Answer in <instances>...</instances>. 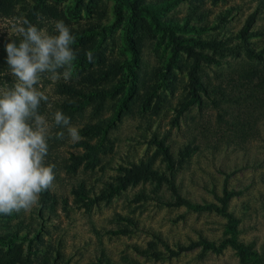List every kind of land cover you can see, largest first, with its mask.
<instances>
[{"label":"rangeland","instance_id":"374dc122","mask_svg":"<svg viewBox=\"0 0 264 264\" xmlns=\"http://www.w3.org/2000/svg\"><path fill=\"white\" fill-rule=\"evenodd\" d=\"M33 6L37 28L53 34L62 20L71 29L76 58L70 81L45 73L36 86L48 97L41 115L52 125L46 163L55 165V179L30 210L0 214V249H18L22 264H238L229 245L212 250L199 243L217 246L228 236L226 218L176 201L177 195L219 204L227 191L235 237L264 256V116L251 136L232 140L216 123V108L203 98L188 100L183 66L192 59L187 47L204 54L198 64L210 79L239 61H253L247 53L264 59V0H11L9 15L0 17V45L21 38L14 26ZM197 39L223 47L201 46ZM100 66L103 77L88 81L85 74ZM15 82L9 65L0 63V89ZM60 83L86 92L76 96L82 108L69 118L79 142L95 146L93 167L73 158L85 146L54 126L53 113L66 97L56 89ZM60 131L64 136L57 139ZM140 162L165 180L140 179L100 196L122 166Z\"/></svg>","mask_w":264,"mask_h":264},{"label":"clouds","instance_id":"9594fccd","mask_svg":"<svg viewBox=\"0 0 264 264\" xmlns=\"http://www.w3.org/2000/svg\"><path fill=\"white\" fill-rule=\"evenodd\" d=\"M26 26V27H25ZM21 36L6 44L7 64L15 77L11 88L0 89V214L10 215L30 210L39 202L40 194L51 188L55 165L47 164L48 140L52 138L47 118L39 113L41 102L48 97L36 87L45 73L50 79L70 81L76 58L72 45L75 37L59 20L55 33L39 29L27 19L15 25ZM86 57L93 60V53ZM54 126L67 129L72 142L82 137L61 110L53 113ZM64 132L55 133L62 139Z\"/></svg>","mask_w":264,"mask_h":264},{"label":"trees","instance_id":"16d2710c","mask_svg":"<svg viewBox=\"0 0 264 264\" xmlns=\"http://www.w3.org/2000/svg\"><path fill=\"white\" fill-rule=\"evenodd\" d=\"M37 6L31 7L25 18L30 22H34L36 19ZM11 11V0H0V17L9 15ZM139 19V25L141 23ZM26 27V26H25ZM71 30V29H70ZM72 33V32H71ZM56 34V33H53ZM170 39L173 41L175 47L179 46L176 37H172L169 33ZM21 38H13L11 41H4L0 45V63L1 65L7 64V52L6 44L9 42H16ZM198 45L208 46L212 49H221L222 43L219 44L213 39L195 41ZM73 50L74 47H72ZM186 53L192 57L189 63H184V67L187 69L188 85H189V99L190 102L201 103L203 98L212 107L217 109L216 123L222 125L226 130L230 131L227 135L231 136L234 141H244L247 137L251 136L252 128L257 120L264 116V59L260 56H253L247 53L249 57H254L253 61H239L234 65L228 66L223 70H219L214 73L213 78L210 79L208 75L203 71L202 67L198 64L200 57L204 54L195 52L191 48L185 49ZM76 52V51H75ZM82 52V51H80ZM102 67L88 71L85 74L86 79L102 78L104 75ZM59 93L66 94L60 104L61 110L66 116H71L73 112L82 108V100L77 98V95H84L85 91L78 89L73 84L60 83L56 87ZM95 90L97 89H91ZM100 91V90H99ZM97 93V92H96ZM103 94L96 96L94 102L96 103V109L99 110L102 107ZM202 96V97H201ZM224 104H229L230 111L224 109ZM231 107H236L234 110ZM44 109V103L41 102L39 113L41 114ZM233 109V110H231ZM224 114H228L229 118L225 119ZM91 126H96L92 124ZM207 135V134H206ZM225 135V136H227ZM233 141V142H234ZM87 151L82 154H76L73 158L76 161L85 159V164L89 167H93L95 162L99 159L96 157V149L93 144H89L87 141H81ZM152 179L155 183H160L165 180L163 173L158 172L151 167L149 163L131 164L128 166H122L120 173L115 176L113 182H108L106 187L101 190V197L110 196L124 189L128 184L136 182L140 179ZM81 185L73 189L75 194L80 190ZM45 195V192L42 193ZM230 193L223 192V196L219 199V204L214 203H191L186 199H183L176 195V201L179 204H183L186 207L193 210L201 209H213L215 212L221 214L226 218L225 232L228 236L224 237L220 243L215 246L211 242L200 241L199 243L204 248H210L212 250H219L225 245H229L234 249L237 256L238 264H264V256L253 248L251 243L243 242L235 237V220L226 210V201ZM196 244L190 243L186 248H190ZM0 264H22L20 251L16 248H10L7 250L0 249Z\"/></svg>","mask_w":264,"mask_h":264}]
</instances>
